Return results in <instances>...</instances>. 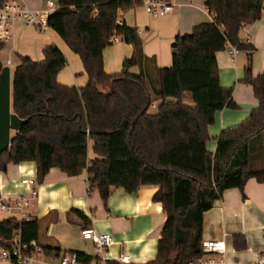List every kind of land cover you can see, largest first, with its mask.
I'll return each mask as SVG.
<instances>
[{
  "label": "trees",
  "instance_id": "trees-1",
  "mask_svg": "<svg viewBox=\"0 0 264 264\" xmlns=\"http://www.w3.org/2000/svg\"><path fill=\"white\" fill-rule=\"evenodd\" d=\"M6 1L0 0V8ZM54 1L57 9L48 17V27L79 56L88 81L82 88L57 82L67 60L56 45L45 47L39 61L18 56L11 77L12 111L26 121L11 134L9 147L0 155V170L9 163L32 161L36 183L55 167L69 177L85 171L104 205L111 187L135 193L141 186L157 185L153 201L161 203L166 220L156 257L144 264H189L201 256L204 212L221 193L231 188L243 192L252 177L264 183V72L253 76L250 59L243 82L252 86L258 106L218 135L214 153L206 145L207 128L217 111L236 108L232 89L221 87L218 80L216 53L226 44L253 50L240 42L239 29L263 15L264 0H207L213 21L175 37L171 66L158 69L157 87L143 73H130L145 59L141 39L136 29L117 22L119 12L137 1ZM117 36L131 45L133 55L122 62L121 72L111 75L104 70L103 49ZM4 45L0 42V52ZM3 67L0 58V72ZM184 93L192 97V106L184 102ZM156 101L157 111L150 114ZM256 159L261 161L258 168ZM71 213L84 228L90 225L81 212ZM38 230L37 220H0V247L8 248L15 234L21 244L35 243ZM232 241L236 251L247 248L242 235ZM39 247L48 257L61 253L58 246ZM73 254L81 264L92 260Z\"/></svg>",
  "mask_w": 264,
  "mask_h": 264
},
{
  "label": "crops",
  "instance_id": "crops-1",
  "mask_svg": "<svg viewBox=\"0 0 264 264\" xmlns=\"http://www.w3.org/2000/svg\"><path fill=\"white\" fill-rule=\"evenodd\" d=\"M46 1L21 0V3L30 10H44ZM206 2L177 0L174 10L161 18L147 16L138 5L119 12L117 22L139 33L145 57L139 65L130 69V73H143L149 84L157 87L158 69L171 66V44L175 37L190 34L200 23L213 21L212 14L206 10ZM239 30L240 42L252 46L253 50L239 49L231 56L230 45L226 44L224 50L216 53L218 80L221 87L232 89L236 108L217 111L214 123L208 126L209 140L206 145L210 153L215 152V140L222 131L239 125L258 106L252 86L243 82V77L249 59L253 76L264 72V13L258 20L247 22ZM10 34L12 37L5 42L0 58L3 65L12 67L11 77L19 62V55L39 61L44 58L42 50L53 44L67 60L64 69L56 76L57 82L67 87L86 86L88 77L79 56L52 28L39 31L18 19ZM103 50L104 70L111 75L121 72L122 62L133 55L131 45L124 43L119 36L114 37V41ZM183 100L193 105L187 93H184ZM88 149L89 156L93 158L90 145ZM254 164L258 168L261 161L256 159ZM6 167L5 171L0 170V203L9 209H0V220L13 217L24 221L23 215L27 213L30 220L39 223V235L35 242L38 246H58L61 248L58 258L63 254L80 252L92 258L89 264H100L96 247L82 233V230L92 228L99 233L109 232L112 236V243L105 254L108 264H119L117 258L123 252L129 255L131 264H144L155 259L157 241L166 220L161 203L153 201L157 185L141 186L135 193H127L122 187H111L104 205L97 189L89 186L85 171L69 177L55 167L50 169L42 182L36 183L34 162L9 163ZM19 196H26L30 200L23 210L17 209L16 199ZM73 210L84 214L90 225L84 228L78 215L71 213ZM202 227V241H225L223 259L226 264H253L264 254V183L252 177L245 184L243 192L238 188L224 190L212 208L204 212ZM234 235L245 237L246 249H234ZM58 258L41 254L37 256L36 264H57ZM0 264L13 263L0 260Z\"/></svg>",
  "mask_w": 264,
  "mask_h": 264
},
{
  "label": "built area",
  "instance_id": "built-area-1",
  "mask_svg": "<svg viewBox=\"0 0 264 264\" xmlns=\"http://www.w3.org/2000/svg\"><path fill=\"white\" fill-rule=\"evenodd\" d=\"M147 16L153 18L165 17L171 13L177 0H135ZM47 6L44 10H30L25 7L21 0H7L0 8V42L5 43L11 39L10 29L18 19L23 20L26 26L36 30L43 31L48 27V17L57 9V3L54 0H47ZM207 10V9H206ZM114 37L109 42L112 43ZM229 54L235 55L239 48L235 45L229 46ZM88 181V180H87ZM90 186V181H88ZM17 209L23 210L29 205V198L19 196L17 199ZM1 210H7L9 207L0 203ZM24 220H30L27 213L23 215ZM83 236L89 239L96 247L100 255V264L105 262V254L109 245L112 243V236L109 232L99 233L92 228L82 230ZM201 256L189 262V264H226L223 255L226 251V243L221 240L202 241ZM32 250H29L28 248ZM43 254L42 248L35 243L21 244L19 235L15 234L11 240L10 246L0 247V260L11 261L13 264H36L37 256ZM119 264H131L128 254L123 252L117 258ZM57 264H78L75 254H63L58 258ZM253 264H264V254L260 255Z\"/></svg>",
  "mask_w": 264,
  "mask_h": 264
},
{
  "label": "water",
  "instance_id": "water-1",
  "mask_svg": "<svg viewBox=\"0 0 264 264\" xmlns=\"http://www.w3.org/2000/svg\"><path fill=\"white\" fill-rule=\"evenodd\" d=\"M2 69L0 72V155L9 147L11 134L18 131L26 121L18 118L12 111L10 69L7 65H4Z\"/></svg>",
  "mask_w": 264,
  "mask_h": 264
},
{
  "label": "rangeland",
  "instance_id": "rangeland-1",
  "mask_svg": "<svg viewBox=\"0 0 264 264\" xmlns=\"http://www.w3.org/2000/svg\"><path fill=\"white\" fill-rule=\"evenodd\" d=\"M8 67H9L10 70H12L11 69L12 68L11 66H8ZM187 96L192 99V97H190V94L189 93H187ZM152 104H153L152 105V108L149 110V113L150 114L155 113L157 111L156 107L154 109V106H157L158 105V102H153Z\"/></svg>",
  "mask_w": 264,
  "mask_h": 264
}]
</instances>
